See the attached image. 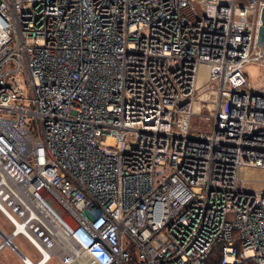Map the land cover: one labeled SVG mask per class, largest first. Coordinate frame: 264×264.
Instances as JSON below:
<instances>
[{"label": "built area", "instance_id": "1", "mask_svg": "<svg viewBox=\"0 0 264 264\" xmlns=\"http://www.w3.org/2000/svg\"><path fill=\"white\" fill-rule=\"evenodd\" d=\"M263 10L0 0V250L23 235L44 264H207L217 246L264 264V188L244 187L264 169V72L246 71L264 69Z\"/></svg>", "mask_w": 264, "mask_h": 264}, {"label": "rangeland", "instance_id": "2", "mask_svg": "<svg viewBox=\"0 0 264 264\" xmlns=\"http://www.w3.org/2000/svg\"><path fill=\"white\" fill-rule=\"evenodd\" d=\"M246 71L249 75L250 80L256 83L262 76L264 69L258 65L250 63L246 66ZM203 112H208L203 110ZM211 121L204 122L199 116L193 121V128L206 130L209 127ZM245 183L244 187L246 190H261L264 188V169L257 167H250L245 173ZM229 219H234V215H230ZM0 224L3 225L6 230L10 231L12 229L11 223L5 218V216L0 211ZM17 243L20 244L22 251L27 253L33 261H38L40 259V254L32 246V244L23 236L20 235L16 239ZM0 264H24L21 261L19 252H14L10 249H6L0 252ZM47 264H60L57 258H53Z\"/></svg>", "mask_w": 264, "mask_h": 264}, {"label": "trees", "instance_id": "3", "mask_svg": "<svg viewBox=\"0 0 264 264\" xmlns=\"http://www.w3.org/2000/svg\"><path fill=\"white\" fill-rule=\"evenodd\" d=\"M221 259H222V251H221V246H217L214 249V252L210 255L207 264H221ZM243 264H253L252 261L245 262Z\"/></svg>", "mask_w": 264, "mask_h": 264}, {"label": "clouds", "instance_id": "4", "mask_svg": "<svg viewBox=\"0 0 264 264\" xmlns=\"http://www.w3.org/2000/svg\"><path fill=\"white\" fill-rule=\"evenodd\" d=\"M77 237L82 245L90 246L92 244L91 239L88 237L87 231L84 228L77 232Z\"/></svg>", "mask_w": 264, "mask_h": 264}, {"label": "crops", "instance_id": "5", "mask_svg": "<svg viewBox=\"0 0 264 264\" xmlns=\"http://www.w3.org/2000/svg\"><path fill=\"white\" fill-rule=\"evenodd\" d=\"M6 218V217H5ZM7 219V218H6ZM8 220V219H7ZM11 232V230L10 231H8V230H6V228L3 226V225H1L0 224V242L2 241V239H3V237H4V233H6V234H9ZM20 245V244H19ZM21 247V246H20ZM6 249H10V250H12V251H14L13 249H11L10 247H4L2 250H0V252H2V251H4V250H6ZM22 250V249H21ZM14 252H16V251H14ZM22 252H24V251H22ZM25 253V252H24ZM27 254V253H26ZM19 255H20V258H21V261L24 263V264H26L23 260H22V256H21V253L19 252ZM30 258V257H29ZM31 259V258H30ZM37 262V261H36ZM39 262V261H38ZM46 264H47V262H46Z\"/></svg>", "mask_w": 264, "mask_h": 264}, {"label": "water", "instance_id": "6", "mask_svg": "<svg viewBox=\"0 0 264 264\" xmlns=\"http://www.w3.org/2000/svg\"><path fill=\"white\" fill-rule=\"evenodd\" d=\"M262 20H263V25L260 28V34H259V44L263 45L264 43V10H263V15H262ZM19 252H22L21 250H19Z\"/></svg>", "mask_w": 264, "mask_h": 264}, {"label": "bare ground", "instance_id": "7", "mask_svg": "<svg viewBox=\"0 0 264 264\" xmlns=\"http://www.w3.org/2000/svg\"><path fill=\"white\" fill-rule=\"evenodd\" d=\"M0 204H2L1 203V201H0ZM11 249H13V247L10 245L9 246ZM45 261H46V259L45 260H42L41 262H36V261H33L32 259H30V258H28V262H29V264H44L45 263Z\"/></svg>", "mask_w": 264, "mask_h": 264}]
</instances>
